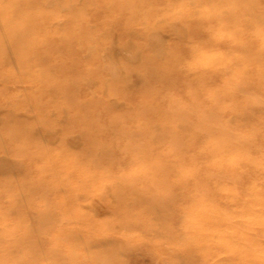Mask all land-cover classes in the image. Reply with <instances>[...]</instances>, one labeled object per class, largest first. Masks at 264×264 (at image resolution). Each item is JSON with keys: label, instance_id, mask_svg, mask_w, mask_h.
<instances>
[{"label": "rangeland", "instance_id": "obj_1", "mask_svg": "<svg viewBox=\"0 0 264 264\" xmlns=\"http://www.w3.org/2000/svg\"><path fill=\"white\" fill-rule=\"evenodd\" d=\"M214 1L0 0V264L264 255V222L246 227L241 212L264 217V99L222 117L211 108L201 128L191 106L229 74L230 49L246 59L229 67L252 78L238 97L264 98L249 57L257 40L201 32L212 21L197 19L199 5ZM241 38L250 45H235ZM196 47L214 49L215 79ZM215 127L227 128L221 147L237 160L211 176L219 152H200ZM169 145L180 163L160 161Z\"/></svg>", "mask_w": 264, "mask_h": 264}, {"label": "bare ground", "instance_id": "obj_2", "mask_svg": "<svg viewBox=\"0 0 264 264\" xmlns=\"http://www.w3.org/2000/svg\"><path fill=\"white\" fill-rule=\"evenodd\" d=\"M223 1L225 0H215L214 3H212V5H207L204 3L199 5L197 11L198 12L197 19L205 22L206 24L212 21V24L207 25L201 32H207L209 33V35H213V37H215V39H217V41L219 42L226 41L228 39L231 40L232 37L234 38V36H236L237 34L240 35V33H242L241 30H243L244 32L246 31L247 34L249 35V38H255L257 40V43L254 44V47L253 46L250 47L251 56L249 57L252 59V61L250 62H255L254 75L257 81L256 83L258 84V86H260L263 89V93H264V0H244V2H241V0H226V3L222 5ZM179 10L181 12L186 11V9H182V8H180ZM229 19H231L232 21H229ZM246 24L248 25V27L242 26ZM251 28H253V33ZM236 41H237V37H236ZM250 43L251 41L249 39L247 41L246 38H241L238 43H234V44L235 45L239 44V47H243L244 45L246 46L250 45ZM196 48H197V52L199 53L197 55L198 63L200 65H204L205 63L208 64L209 66L208 68L209 70L211 69L210 71L212 72L210 75H206L205 78L208 77L209 79H215L217 74L213 75V72H215L214 69L216 68L217 65L213 61V59L215 58V52H213L214 49L201 47V50H199L198 47ZM227 50L229 49L227 48ZM225 54L229 58L228 59L222 58V59L225 60L224 66L227 67L226 69L228 70L229 74L225 77L222 76L219 78L218 88L212 90L213 93L211 91H207V93H205L203 100L205 101L204 103L199 102V100L192 102L191 106L195 111L200 109L197 116H200L201 121L197 123V128H201L202 126H205L204 123L206 121L207 115L211 113V108H217L218 112L215 113V115H218V117H222L228 111L235 109L237 107L236 105L239 103L238 101L241 102L251 101V103L253 102L252 105H254L256 103H259L260 100L263 101L264 99L263 97H261L258 100L256 96L247 97L246 99L238 97L239 92L241 90L248 91V88L251 89L250 80L252 78L249 77V74H246L245 76L237 73L235 68L229 66L233 65L235 61L241 58L246 59V57L241 53L233 52V50L231 49ZM223 55L224 54L222 53V56ZM204 69L207 68L205 67ZM241 71H244V69ZM233 73H235L236 77L231 78ZM207 100L209 102L208 105H207ZM189 108L190 106H183L176 109H178L179 112L184 111L186 113L188 112L187 110ZM171 113H172V108H171ZM215 130L218 131V137L212 140L211 142H209V146L208 145L205 146L204 149L200 152V153H207V149L209 148L211 149V146L217 149V151L219 152V154H217L211 162L210 166L212 167V172L208 174L211 176L216 175L219 172L218 170H220L219 168H221L222 165L228 167L229 165L232 164L234 160L235 161L237 160V156L226 153V150H224V148L221 147L225 142L224 138L228 132L227 128L215 127ZM247 138L249 137L247 136ZM160 154L164 156L163 160L157 157L158 159H160V161L176 160L179 163H180V158L185 155L177 151L171 145H169L167 149L163 150ZM190 156L191 154H188V157ZM158 159H154L156 164L159 162ZM258 166H260V164ZM241 205H243V202H241ZM241 209L243 216H245L244 219H245L246 227H250L252 224H254L253 221L255 218L257 219V222H262V221L264 222V217H262V215L256 214L252 207L247 208L244 206ZM211 211L215 213L217 210L211 209ZM200 213H201L200 209L197 210L195 209L194 215L195 214L196 215L193 217H196L197 214L200 215ZM245 245L251 249L253 247V244L251 247L248 242H245ZM241 246L242 247L244 246L243 242L241 243ZM244 252L247 253L246 251ZM261 256L264 257L262 253ZM261 256L256 258V262L258 260L259 261L257 263L255 262V264H261V263L263 264L261 260Z\"/></svg>", "mask_w": 264, "mask_h": 264}]
</instances>
